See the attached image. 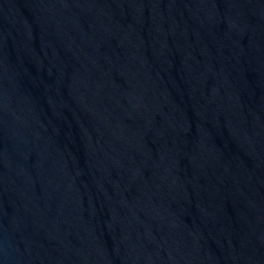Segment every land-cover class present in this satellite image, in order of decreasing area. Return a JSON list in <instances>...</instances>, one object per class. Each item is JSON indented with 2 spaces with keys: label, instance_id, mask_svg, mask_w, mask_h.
<instances>
[{
  "label": "water",
  "instance_id": "1",
  "mask_svg": "<svg viewBox=\"0 0 264 264\" xmlns=\"http://www.w3.org/2000/svg\"><path fill=\"white\" fill-rule=\"evenodd\" d=\"M0 264H264V0H0Z\"/></svg>",
  "mask_w": 264,
  "mask_h": 264
}]
</instances>
